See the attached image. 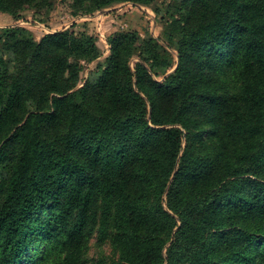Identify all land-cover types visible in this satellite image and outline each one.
<instances>
[{"label": "trees", "instance_id": "obj_1", "mask_svg": "<svg viewBox=\"0 0 264 264\" xmlns=\"http://www.w3.org/2000/svg\"><path fill=\"white\" fill-rule=\"evenodd\" d=\"M153 12L160 34L114 32L104 62L74 26H0V264H90L93 245L98 264H264V0Z\"/></svg>", "mask_w": 264, "mask_h": 264}, {"label": "rangeland", "instance_id": "obj_2", "mask_svg": "<svg viewBox=\"0 0 264 264\" xmlns=\"http://www.w3.org/2000/svg\"><path fill=\"white\" fill-rule=\"evenodd\" d=\"M169 1L173 0H156L153 5L142 8L132 5H119L115 7L116 12L114 11L115 13L111 15L98 16L94 14L92 16H84L81 13L75 15L71 7L72 0H54L52 10L37 18L38 20L36 19L34 25L24 23V18L16 20L8 13L0 11V26L6 27L17 24L25 27L32 31L37 40L42 39L45 35L74 26L73 29L75 31L85 32L96 37L97 44L104 54L100 61L104 62L110 53L108 37L114 32H137L143 37H146L148 33H152L158 36L161 28L154 19L155 13L153 10L156 7H163V4ZM23 15L25 18H34L31 9L26 10ZM96 65L97 63L86 64L82 78L93 77L98 71ZM111 253L112 250L109 246L103 251L106 257H109ZM100 256L99 250L93 245L89 254L90 264H98Z\"/></svg>", "mask_w": 264, "mask_h": 264}]
</instances>
